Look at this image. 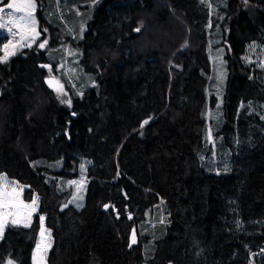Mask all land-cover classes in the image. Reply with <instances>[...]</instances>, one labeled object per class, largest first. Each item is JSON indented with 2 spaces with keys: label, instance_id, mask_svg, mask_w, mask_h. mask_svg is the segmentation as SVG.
<instances>
[{
  "label": "trees",
  "instance_id": "obj_1",
  "mask_svg": "<svg viewBox=\"0 0 264 264\" xmlns=\"http://www.w3.org/2000/svg\"><path fill=\"white\" fill-rule=\"evenodd\" d=\"M59 1L61 20L53 0L38 13L49 46L0 62V173L38 197L28 227L5 228L0 264H33L39 214L47 264H264V0ZM75 10L69 43L93 78L65 86V106L46 65ZM221 45L223 102L209 118L208 55ZM82 165L84 205L62 207ZM160 199L166 221L153 226Z\"/></svg>",
  "mask_w": 264,
  "mask_h": 264
},
{
  "label": "rangeland",
  "instance_id": "obj_2",
  "mask_svg": "<svg viewBox=\"0 0 264 264\" xmlns=\"http://www.w3.org/2000/svg\"><path fill=\"white\" fill-rule=\"evenodd\" d=\"M3 1V0H0ZM32 3L35 4V9L32 13L34 19H35V29L36 32L39 33L38 36L35 37V39H32L33 33L31 31L30 28H24V29H17L15 27H13V32H15V35H13V32H9L7 30V28L4 29H0V36L2 37V43L0 45V49L2 50V54L0 57H2L4 55V50H3V46L4 44L8 43L9 41H13V42H19L17 44V48H16V52H18V50H21L23 48L26 47H21V44H31L32 46H35V48L38 49H45V47L49 46V42H50V32L46 29L45 25H38L39 24V17H38V13L41 11H43V5L41 3V0H31ZM54 2V8L57 11V17L59 20H61V4L59 0H53ZM9 3H17V4H24V3H28V0H9ZM7 4L3 7H0L3 9V11H0V22H6L9 19V13H12L15 16H20L23 13H16L14 12L13 9H9L7 8ZM74 9L76 8L75 5L73 7ZM67 10V9H66ZM66 10H64L66 12ZM76 17L74 18V20H72V24L73 22L77 21V23H79V27H78V32L77 34L75 33L74 30V26L67 24V28H65L63 33H60V35L58 34L56 36L59 46L58 49L52 53L51 51H48L51 54V58H49L53 64V71H51V67L49 66L50 64L48 63L46 66L48 67V74L46 78H54L55 83L58 82L60 86H62L63 88V93H58L56 90V87L52 88L53 90H55L56 93V97L58 99V101L60 102V104L65 105V106H70L67 103H62L61 101H67L70 99L69 97V89L65 86H68L70 88H72V90L76 93H80L83 86L91 83V77L92 75L90 74H86L84 73V71H81L78 68L77 65V61L78 57H77V53L76 50L74 49V46L71 47L70 43V39L72 37H76V35H80L81 34V29L80 27H82V22L81 21V12L76 11ZM77 19V20H76ZM40 29H42V32L40 31ZM21 36L24 37L23 40H21ZM45 43L44 47L41 48L39 45L41 43ZM182 44V43H180ZM184 45V44H182ZM226 52V48L224 45H221L219 47L213 48L211 49V51L209 52L210 56V71L207 75V79H208V84H207V88H206V101H205V110H206V115L209 118H217V116L220 113V106L222 105L223 102V92H224V86H225V80H226V70H225V57L224 54ZM13 55L9 56L12 57ZM8 58V60H9ZM53 59V60H52ZM7 60V61H8ZM51 64V65H52ZM177 64H172V61H168L167 62V69L168 70V74H172L173 70L176 68ZM89 75V77L87 76ZM93 78V77H92ZM93 84H95V81H93ZM214 96L213 99V103L212 100L210 98V95ZM215 105V106H214ZM216 149H221V146L218 144L216 145ZM216 155H220L221 152L215 151ZM59 165L61 163H58ZM79 175L78 177H76L75 179H71L67 181V185L71 186L72 188V195L71 197L67 200V202H65L62 207L71 205L73 207H75L76 209H78L80 211V209L83 207L84 205V193H85V185L86 182L84 180V171L82 169V167H80L79 169ZM0 176H6L8 178L9 181H15L17 185L21 186L23 188V190L25 188L28 189L27 185H23L21 183H19L18 181H16L15 179H11L9 178L5 173H0ZM23 192V191H22ZM82 197V199H81ZM20 198L23 200V196L21 193ZM37 198L36 195H33L32 199ZM32 199L30 201H25L23 200V202L25 204H30ZM163 199H160L156 204L153 205V209H158V213L156 216V212H154V216L156 217V222H154L152 225L153 226H158L162 223H164L166 221L165 219V213H164V209H162L163 205ZM79 205V206H78ZM38 214V206H37V210L32 214L31 217V221L34 215ZM39 216V233L37 236V243L40 241V217L41 214L38 215ZM44 217V216H43ZM20 226H23V223L18 224ZM44 228L46 230H48L50 233L51 231L49 229H47L44 225ZM51 241L52 240V236H51ZM36 245L35 248L33 250V254L35 252L36 249ZM52 246V244H51ZM51 248V247H50ZM50 248L48 249L47 253L49 252ZM44 256L43 259V264H47V254ZM33 254H32V263L35 264V261L33 259Z\"/></svg>",
  "mask_w": 264,
  "mask_h": 264
},
{
  "label": "snow or ice",
  "instance_id": "obj_3",
  "mask_svg": "<svg viewBox=\"0 0 264 264\" xmlns=\"http://www.w3.org/2000/svg\"><path fill=\"white\" fill-rule=\"evenodd\" d=\"M7 8L13 9L16 13H23L20 16H15L12 13H9V19L6 22H0V29L7 28L9 32H13V27L17 29H24L30 28L33 36L32 39L34 40L39 33L36 32L35 29V19L32 15L35 4L28 0V3L24 4H17V3H9L7 4ZM0 11H3L0 8ZM211 27V24H209ZM139 31V29H137ZM15 35V32H13ZM24 37L21 36V40ZM19 42L9 41L8 43L4 44L3 50L4 55L0 57V62H6L11 55L16 54L17 44ZM46 41L41 43L39 46L41 48L44 47ZM21 47H31V44H21ZM54 81L50 80L49 84L52 85ZM56 90L58 93H63L62 86L56 82ZM62 103H67L71 105V101H61ZM148 121L145 120L144 124H147ZM143 127V125H141ZM211 133H209V138ZM83 169V165L81 166ZM23 188L16 184L15 181H9L6 176H0V237L3 236L5 228L11 225H18L23 223L24 227H28L31 222L32 214L37 210L38 206V197L32 199L30 204H25L23 200L20 198ZM82 199V197H81ZM79 206V205H78ZM105 207H108L107 205ZM40 241L36 245L35 252L33 254V259L35 264H43L44 256L46 255L48 249L51 247V233L44 228V217H40ZM136 236L135 232H133L131 243L135 244ZM131 247V245H129ZM7 264H13V261L9 259Z\"/></svg>",
  "mask_w": 264,
  "mask_h": 264
},
{
  "label": "water",
  "instance_id": "obj_4",
  "mask_svg": "<svg viewBox=\"0 0 264 264\" xmlns=\"http://www.w3.org/2000/svg\"><path fill=\"white\" fill-rule=\"evenodd\" d=\"M45 80H46V83H47V85L49 86V88H51V87H52V88H53V87L55 88V87L57 86L56 83H55V81H53V84H52V85L49 84V81H50V80H53L52 78H46Z\"/></svg>",
  "mask_w": 264,
  "mask_h": 264
},
{
  "label": "crops",
  "instance_id": "obj_5",
  "mask_svg": "<svg viewBox=\"0 0 264 264\" xmlns=\"http://www.w3.org/2000/svg\"><path fill=\"white\" fill-rule=\"evenodd\" d=\"M31 223V222H30ZM20 226V225H19Z\"/></svg>",
  "mask_w": 264,
  "mask_h": 264
}]
</instances>
